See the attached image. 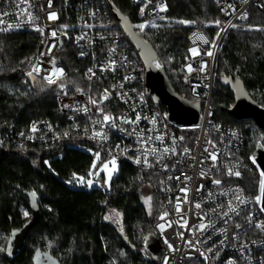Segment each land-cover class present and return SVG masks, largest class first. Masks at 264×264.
<instances>
[{
  "label": "trees",
  "instance_id": "16d2710c",
  "mask_svg": "<svg viewBox=\"0 0 264 264\" xmlns=\"http://www.w3.org/2000/svg\"><path fill=\"white\" fill-rule=\"evenodd\" d=\"M109 2L135 28L137 23L149 21L141 17L140 10L129 0ZM166 2L165 17L151 21L157 27L148 24L143 31L135 29V32L156 52L157 63L164 69L174 91L191 102L201 101L189 96L182 70L187 36L194 29L213 35L215 27L205 24L215 23L218 11L212 0ZM181 20L189 23H178ZM112 21L115 23L113 18ZM43 43L39 32L0 34L1 134L25 131L36 119H48L65 127L66 116L56 107L59 95H74L81 92L77 91L79 88L92 98L108 86L106 81H85L83 62L71 45H64L55 58L65 76L55 86L63 84L65 87L32 88L25 75ZM231 74L243 82L249 96L264 108V15L253 8L249 9V21L231 29L222 41L214 63L210 101L213 122L237 130L243 136L237 157L247 163L259 145L264 144V130L252 121H236L229 116L228 109L234 104V98L222 81ZM159 109L165 112L164 107ZM174 129L183 137L185 146H190L197 134L196 128ZM83 148L99 152L91 143L80 140H63L52 147L32 144L0 149V264H32L37 248L51 254L60 264H157L146 256L142 247L160 215L158 175L136 171L124 163L107 188L86 190L73 179L74 173L77 177H89L93 155ZM100 155L102 160L106 159ZM249 166L250 171L239 183L246 194L256 196L261 175L255 165ZM98 181L101 182V178ZM143 185L152 189L153 219L139 194ZM23 192L36 193L41 217L30 230L20 255L10 262L4 257L9 233L21 228L30 217ZM110 210L120 215V231L104 221ZM23 211L28 212L27 217Z\"/></svg>",
  "mask_w": 264,
  "mask_h": 264
},
{
  "label": "built area",
  "instance_id": "2783aa9c",
  "mask_svg": "<svg viewBox=\"0 0 264 264\" xmlns=\"http://www.w3.org/2000/svg\"><path fill=\"white\" fill-rule=\"evenodd\" d=\"M212 1L219 14L216 21H220V24L214 23L215 32L211 36L198 29L190 31L187 36L185 63L182 66L185 77L187 75L186 87L189 96L202 102L201 122L196 127L197 134L190 146H185L183 140L179 139L181 136L174 129L176 126L168 121L166 112L160 111L147 97L143 66L116 21L115 23L112 21L109 0H51V6L48 0H24L23 7L28 8L30 5L28 10L37 18L33 23H28L27 17H20L17 20L21 11L16 7L19 0L0 1V14L10 13L4 17L5 21L20 25L0 34L39 32L43 36V47L26 72L27 82H29L27 73L34 65L40 64L43 71L34 80L39 79L47 83L43 76L48 75L54 67L62 68L55 58L56 52L61 46L71 45L77 58L83 62L84 80L89 83L106 81L108 86L105 89L109 92L108 99L103 100L98 106H93L89 102V97L81 92L74 95H59L56 107L66 116L65 127L58 126L48 119L33 120L25 131L0 133V149L6 150L8 145L21 148L32 144L52 147L59 141L80 140L94 145L107 160L115 156L117 167L125 163L136 171L158 175L160 215L151 228V233L161 247V253L154 261L157 264H165L166 259L167 264H187L191 261L198 264H227L230 259L236 264H264V232L254 226L257 223H264V212L260 210L261 200L257 202L255 199L258 195L261 196L260 189L256 196H251L245 193L239 183L244 174L250 171L249 164L255 165L254 156H250L247 163L237 157L243 146V136L237 130L215 124L212 120L213 108L210 106L214 63L224 37L235 28L230 25L236 27L245 25L249 21L251 8L264 15V0ZM129 2L140 10V15L143 8L141 17L149 21L164 18L168 11L166 0ZM161 7L165 10L161 11ZM51 13H56L57 19H49ZM244 13L247 14V18L241 19ZM140 23L142 22L137 25ZM37 28L43 29V32L36 30ZM53 31H56V37H52ZM81 36L84 39H79ZM200 36L209 43L205 44L199 39ZM52 45L55 47L50 49ZM191 48H196L199 55L193 56L189 51ZM209 51L213 53L211 56L207 55ZM53 60L55 65L52 63ZM111 61H115V64L109 67ZM189 64L194 69L202 64H206L207 67L204 72L193 71L188 74ZM90 68L95 72L91 80L87 76ZM102 68L107 70L101 71ZM60 79L51 85H57ZM105 89L92 99L101 100ZM85 106L89 108L87 114L80 111ZM97 107L103 108L105 114L118 118L115 120V126L111 123L101 125L102 115L98 113ZM137 113L141 117L137 124L123 122L125 118L135 121ZM153 118L155 123H152ZM33 126L35 131L32 130ZM101 130L107 139L94 136L96 131ZM149 136L152 140L147 143L141 142V137L146 139ZM157 136H162L163 139H155ZM173 138L176 140V154L173 155L171 152L165 154L163 150L165 147L173 146ZM209 140L212 144L208 143ZM185 147L191 150L189 154H183ZM205 147L218 154L216 161L205 159L207 157ZM150 148L158 150L156 155H164L161 163L156 164L155 156L150 155L148 159L153 167H147L143 163L137 164L135 161L138 158L143 161L144 152ZM201 160L204 161L202 164L199 163ZM163 164L168 165L167 171L164 170ZM229 168L234 172L238 171L240 176H229ZM202 171L206 175L202 176ZM169 176L173 179H168ZM177 176L179 180L175 179ZM216 179L222 183L214 184L213 181ZM185 185L188 188L187 202L184 201L185 193L180 191ZM198 188L201 190L197 191ZM237 190L246 203L239 204L235 199L234 193ZM177 197L181 201L179 212L176 211ZM229 201L233 206H238L239 215L229 213L230 219L227 217L222 219L219 213L227 211ZM196 204H200L201 207L196 208ZM213 209L217 211L213 212ZM165 212L168 215L161 220L160 217ZM248 216L252 217L251 225L247 222ZM159 224H164L163 230L158 227ZM201 224L207 225L203 231L200 230ZM237 224L243 227L237 229ZM222 229L227 231L222 232ZM181 233L183 238L180 236ZM222 240L223 245L220 243ZM187 241H192L194 246L187 244ZM169 244L175 251L169 249ZM241 245L246 247L242 249ZM142 248L146 253L144 243ZM209 248L213 250L210 253L207 252ZM201 252H205L209 259L205 260ZM217 252L219 255H216Z\"/></svg>",
  "mask_w": 264,
  "mask_h": 264
},
{
  "label": "water",
  "instance_id": "95a60500",
  "mask_svg": "<svg viewBox=\"0 0 264 264\" xmlns=\"http://www.w3.org/2000/svg\"><path fill=\"white\" fill-rule=\"evenodd\" d=\"M1 1V0H0ZM112 15L120 30L130 42L144 69V85L146 95L155 107H164L168 121L178 128H196L201 122V103L191 102L186 97L179 96L171 86L162 67H157V54L149 43L140 38L132 23L112 5ZM232 83H222L228 87L234 98V104L228 109V114L236 121H252L259 129L264 130V108L260 107L247 93L243 82L234 75H229ZM31 84L34 82L29 78ZM238 81V83H237ZM254 164L259 173L264 172V148L258 147L254 152ZM264 179L261 177V180ZM32 192H23L28 201L29 219L19 229H12L9 233L4 257L13 261L22 252L30 230L39 221L41 214L37 205V196L29 195ZM261 193V182H260ZM35 203V206H33ZM264 206V195H261V207ZM144 239L146 256L156 261L161 253V247L155 236L150 233ZM32 264H60L51 254L37 248L31 258Z\"/></svg>",
  "mask_w": 264,
  "mask_h": 264
},
{
  "label": "snow or ice",
  "instance_id": "6c2138e0",
  "mask_svg": "<svg viewBox=\"0 0 264 264\" xmlns=\"http://www.w3.org/2000/svg\"><path fill=\"white\" fill-rule=\"evenodd\" d=\"M48 2H49V6H51V0H48ZM23 5H24V0H19V2L16 4V7L18 9H21V11L19 12V14L17 16V20H19L20 17H27V22L28 23H33L37 18L36 17H33L32 14H31V12L28 10V8H30L31 6L29 5L28 8H24ZM160 10L161 11H164L165 8L161 7ZM143 11L144 10L142 8L141 9V15H143ZM8 15H10V13H7V12H5L3 14H0V32L11 31V30H13L14 27L18 28L20 26L19 23H17L16 25L7 23L5 21V19H4V17H6ZM93 15H95V14L93 13ZM240 18L241 19H246L247 18V14L246 13L242 14ZM49 19H53V20L54 19H57L56 13H51L49 15ZM122 19H126V17H122ZM178 23L185 24V23H189V22L188 21L181 20V21H178ZM215 23L217 25H219L220 24V21H216ZM147 26L148 25H146L144 23H141V24L137 25L136 27H138L141 31H143ZM151 26L152 27H157V25H155V24H152ZM230 26L231 27H236V25H230ZM64 27L67 28V26H64ZM89 27H91V25H89ZM36 30L43 32V29L37 28ZM51 35H52V37H56V35H57L56 31H53L51 33ZM217 37H219V33H217ZM101 38H103V37H101ZM79 39H84V37L81 36ZM199 39L202 40L205 44L209 43V41L207 39H205L203 36H200ZM51 47H55V45L50 46V49H51ZM113 51H114V49H113ZM189 51L192 53L193 56L199 55V52H198V50L196 48H191ZM212 54L213 53L210 52V51L207 52V55H209V56H211ZM81 55H83V53H81ZM124 59L127 60V57H125ZM52 63H53V65H55V61L54 60L52 61ZM114 64H115V61H111L109 67H111ZM157 67H161V65L159 63H157ZM206 67H207L206 64H202L199 68L194 69L191 66V64H189V65H187V73L190 74L193 71L204 72L205 69H206ZM104 70H107V69H104V68L101 69V71H104ZM112 70H114V68H112ZM41 71H43L41 65L40 64H36V65L33 66V69L27 73V75L29 77H32L33 79H35L37 76L40 75ZM34 73H35V75H34ZM63 76H64L63 69L62 68H55L54 67L53 70L48 75L43 76V79L45 81H47V83L49 85H51V84L57 83V80L60 79V78H62ZM87 76H88V79L89 80H91L92 77L95 76V72L93 71V69L90 68L88 70ZM53 77H56V78L54 79ZM126 79H130V78L129 77H126ZM185 80L187 82V75L185 77ZM224 83H226V84L232 83V79L230 77H225L224 78ZM237 83H238V81H237ZM59 87L61 89H63L65 87V85L60 84ZM121 87H123V85H121ZM77 91H81L82 92L83 90L78 88ZM108 97H109V92H108L107 89H105L101 100H96V99H92L91 97H89V102L93 106H98L99 104L103 103V100H107ZM125 102H127V101H125ZM133 110L135 111V109H133ZM80 111H83L85 114H87L89 112V108L85 106V107H82L80 109ZM97 111H98V113H100L102 115V121H100V123H101L102 126L104 124H109V123H111L113 126H115V120L118 119V118H113L111 115L105 114L103 108L97 107ZM140 119H141V117H140L139 113H137L135 121L129 120V119L125 118L123 120V122L124 123H128V124H137L140 121ZM155 122H156L155 121V118H153L152 119V123H155ZM32 130L33 131L36 130L35 129V126H33V129ZM134 132H135V129H133V133ZM133 133H129V134L131 135ZM21 135H23V133H21ZM65 135H67V133H65ZM94 136L95 137H100L101 139H107V137L105 136V134L103 133L102 130L101 131H96L94 133ZM155 139L162 140L163 137L162 136H157ZM179 139L180 140H183V137H180ZM150 140H152V137L151 136L147 137L146 139L143 138V137H141V142H143V143H147ZM208 143L209 144H212V142L210 140L208 141ZM259 146L260 147H264V144H261ZM213 147H215V145H213ZM117 148H119V146H117ZM157 151L158 150L155 149V148L147 149L144 152L143 161H141L138 158L135 162L137 164L143 163L147 167H153L154 165L152 163H150V161L148 159V157L150 155H153V156H155V163L156 164H160L161 161L164 159V155H162V154L161 155H156ZM190 151L191 150L189 148L185 147L184 150H183V154H189ZM163 152L165 154H167L169 152H171L173 155L176 154V140H175V138H173V146L171 148L165 147L164 150H163ZM204 152L207 153V157H205V159H211L212 161H216L217 155H218L216 152L209 151V148L208 147H205L204 148ZM109 155L110 156L112 155L111 150L109 151ZM94 156H95V160H94L93 165H92V168L93 169L96 168V161H100L101 160V155H100L99 152L94 153ZM203 162L204 161L201 160L199 163L202 164ZM45 163H47V162H45ZM109 165H111V167H109ZM213 166H215V165H213ZM173 167H175V165H173ZM163 168H164L165 171H167L168 165L167 164H163ZM99 170L100 171L107 172L106 183L110 182L111 181L112 174L117 170V164H116V158H115V156H112V158L110 160L103 161L101 163V165H100V169ZM92 175H99V172H92V171H90L89 172V176H92ZM201 175L202 176L203 175H206V173L202 171L201 172ZM228 175L229 176H233L234 175L236 177H239L240 176V173L238 171H235L234 172L233 169L229 168L228 169ZM260 175H261L262 178H264V172H261ZM73 179H75L79 183H85L86 182L88 187H91L93 185V180L89 179V180L85 181V178L84 177H77L75 173L73 174ZM168 179H173V177L169 176ZM175 179L179 180V177L177 176V177H175ZM188 179L190 180L191 177L189 176ZM69 183H71V181H69ZM213 183L216 184V185H220L222 182L219 179H216V180L213 181ZM199 190H201V189L198 188L197 191H199ZM180 191L185 193L184 201L187 202V195H186L187 194V191H188L187 186L185 185V187L181 188ZM29 195H31L32 197H35L36 193L35 192H32ZM261 195H264V179L261 180ZM234 196H235V199L239 202V204L246 203V201L239 194V190H237L236 193H234ZM151 199H152L151 197L145 198V203L149 205V213H150V208H151V203H150L151 202ZM255 199H256L257 202H260L261 196L258 195ZM180 203H181L180 198L177 197V203H176V211L177 212L180 211ZM33 206H35V203H33ZM195 207L196 208H200L201 205L200 204H196ZM260 210L262 212H264V206H262ZM212 211L213 212H216L217 209H213ZM229 213H236V215H239L238 206H233V204H232L231 201H229V203H228L227 211H224V212L219 213V214L221 215V218L222 219L225 218V217H227V218L230 219ZM23 215L25 217H27L28 216V212L25 211L23 213ZM114 215L115 216H119V213H115L114 212ZM167 215H168V213L165 212L160 217V219L161 220L165 219V217ZM105 219L106 220L112 219V216H105ZM247 222H248L249 225L252 224V217L251 216H248L247 217ZM225 223H227V220L226 219H225ZM169 226H170V223H169ZM254 226L256 228L260 229L262 232H264V223H257ZM158 227L163 230L164 224H159ZM206 227H207V225L201 224L200 225V230L203 231ZM242 227H243V225H241V224H237L236 225V228L237 229H241ZM121 231H123V229H121ZM221 231L222 232H226L227 229H222ZM180 236H181V238H183V234L182 233L180 234ZM145 239H147V238H145ZM186 243L189 244L190 246H194L192 241H187ZM197 243H199V241H197ZM220 243H221V245H223L224 244V241L222 240ZM168 247H169V249H173V246L171 244H169ZM245 247H246V245H241V248L242 249L245 248ZM173 250L175 251V249H173ZM212 251L213 250L211 248H209L207 250V252H209V253L212 252ZM216 255H219V253L217 252ZM201 256H203L205 260H208L209 259L208 255L205 252H201ZM165 264H167V259L165 260ZM227 264H236V262L234 260H231L230 259L227 262Z\"/></svg>",
  "mask_w": 264,
  "mask_h": 264
},
{
  "label": "rangeland",
  "instance_id": "374dc122",
  "mask_svg": "<svg viewBox=\"0 0 264 264\" xmlns=\"http://www.w3.org/2000/svg\"><path fill=\"white\" fill-rule=\"evenodd\" d=\"M142 23H144V24H146V25H152V22L151 21H148V22H142ZM151 23V24H150ZM141 24V23H140ZM205 26L206 27H214V23H207V24H205ZM148 27V26H147ZM236 28V27H235ZM137 30V31H141L138 27H134V30ZM30 78V77H29ZM29 81V83H30V85L32 86V88H40V89H46V88H53V89H59L60 87H58V86H52V85H49V84H47L46 82H44V81H42V80H34V82L31 84V82H30V80H28ZM51 88V89H52ZM83 150L84 151H87V152H89L90 154H92L93 155V160H92V164H91V169H90V171H92V172H99V175H92V176H89V177H87V178H85V181H87V180H89V179H91V180H93V185L91 186V187H88L87 186V183L85 182V183H79V182H77V184H78V186H80V187H82V188H84V189H86V190H90V189H92V188H94V187H96V188H107L108 186H109V183L110 182H108V183H106V178H107V172H105V171H100L99 169H100V165H101V163L103 162V161H107V159H105V160H100V161H96V168L95 169H93L92 168V165H93V162H94V160H95V156H94V153H96L93 149H91V148H83ZM91 150V151H90ZM109 167H111V165H109ZM117 171H118V167H117V170L112 174V177L114 176V175H116L117 174ZM112 177H111V179H112ZM98 178H101V182H99L98 181ZM140 196H141V200H142V203L144 204V206L146 207V210H147V212H148V214H149V216L153 219L154 218V216L151 214L152 213V211L154 210V208H155V205H154V203H155V200H154V196H153V194H152V189L150 188V186L149 185H143L141 188H140ZM147 197H151L152 199H151V208H150V213H149V205L148 204H146L145 203V198H147ZM25 211H23V213H24ZM114 212L115 213H117L116 211H114V210H110L109 212H108V214L106 215V216H112V219H108V220H106L105 219V217H104V221H106L107 223H110L111 225H113L117 230H119L120 231V215L119 216H115L114 215ZM187 264H198L197 262H195V261H191V262H188Z\"/></svg>",
  "mask_w": 264,
  "mask_h": 264
}]
</instances>
